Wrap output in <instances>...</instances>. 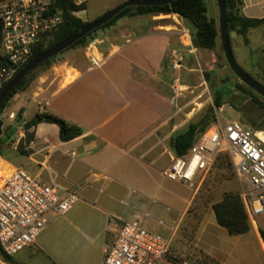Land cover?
<instances>
[{"label": "crops", "instance_id": "0c3cea01", "mask_svg": "<svg viewBox=\"0 0 264 264\" xmlns=\"http://www.w3.org/2000/svg\"><path fill=\"white\" fill-rule=\"evenodd\" d=\"M73 1L86 6L76 15L87 22L128 0L102 2L93 16L90 0ZM216 1L206 3L209 15L219 19ZM242 1L245 17L264 20V0ZM95 34L92 53L103 61L101 67H92L89 45L65 51L58 56L61 60L18 93L7 108L10 123L2 131L18 124L19 138L8 160L0 156V165L24 168L47 184L65 188L91 181L80 190L81 200L68 214L51 216L37 243L12 257L18 264H103L105 250L115 239L110 227V215L115 213L132 219L138 211H150L147 229L172 237L174 244L182 239L180 231L198 194L199 188L185 211L175 213L166 207L167 202H174L173 197L147 181L145 173L155 169L163 157H169L165 170L169 167L167 151L174 152L171 141L189 125L188 119L180 118L187 105L180 106L184 99H179L188 87L181 78L183 92L176 95L175 80L183 74L193 77L204 68L214 70L216 52L195 48L191 27L177 14L126 17ZM246 37L248 45L243 36L230 34L237 62L251 73L264 75V24L250 29ZM173 60L181 61L180 73L173 70ZM30 110L34 117L41 112L62 117L80 126L83 135L63 142L57 125L40 124L33 129L34 140L24 143L28 154L23 155L18 145L25 139L23 123L31 120L27 117ZM20 114L22 122L18 123ZM73 152H77L76 159L71 157ZM90 171L108 175L110 180L92 181ZM155 196L158 201L151 198ZM213 212L211 208L212 216ZM0 264L10 263L0 257ZM159 264L173 263L162 260Z\"/></svg>", "mask_w": 264, "mask_h": 264}, {"label": "built area", "instance_id": "2783aa9c", "mask_svg": "<svg viewBox=\"0 0 264 264\" xmlns=\"http://www.w3.org/2000/svg\"><path fill=\"white\" fill-rule=\"evenodd\" d=\"M61 22V12L53 7L52 0H0V89L29 61L44 36L56 30ZM95 46L96 41H91L90 62L97 68L103 61L92 53ZM182 67L181 61L173 60V70L180 73ZM174 91L178 96L183 92L181 75L175 80ZM167 152L171 163L164 175L189 186H193L199 174L212 169L219 155L228 154L238 179L249 185L240 194L250 222L256 223L264 215V129L232 120L198 134L184 156ZM71 157L76 159L77 152ZM89 177L92 181L110 180L108 175L94 171H90ZM90 184V180H84L65 188L47 184L24 168L0 165V245L4 254L15 257L36 244L50 217L68 214L81 200L80 190ZM130 191L137 193L134 189ZM100 193H104V188ZM122 204L130 206L126 201ZM151 217L150 211H138L132 219L111 214L110 227L115 239L105 250L103 264H159L162 260L191 264L174 252L172 237L147 229L146 222ZM159 224L165 225L164 220Z\"/></svg>", "mask_w": 264, "mask_h": 264}, {"label": "rangeland", "instance_id": "374dc122", "mask_svg": "<svg viewBox=\"0 0 264 264\" xmlns=\"http://www.w3.org/2000/svg\"><path fill=\"white\" fill-rule=\"evenodd\" d=\"M109 1L90 0V15L96 14L102 2ZM94 38L95 36H92L89 42ZM59 59L58 57L55 58L52 65L56 64ZM241 66L252 74L259 83L264 84L262 73L257 75L251 73L245 64ZM46 70V67H40L36 70L35 75H40ZM206 73H210V81H207ZM181 78L183 85L188 87L184 95L179 98L180 100L184 99L180 106L187 105L184 113H180L182 121L188 119V124L198 122L213 108L214 117L208 128L218 126L220 123L225 125L228 121L237 120L246 126L264 129V111L254 102V98L261 99L262 97L247 87L245 88L246 94H241L238 91L236 87L241 85L242 82L231 72L226 60L219 61L218 59L214 70L204 68L202 72H196L193 77L183 74ZM218 91L224 94L223 107L221 108L214 105L215 95ZM194 98L199 99L190 102ZM27 117L29 119L34 117L32 110L28 111ZM2 121L4 122L3 126L10 123L7 109L2 115ZM18 126L20 125L16 124V127ZM55 127L59 131L58 127ZM18 138L19 132L14 134L9 141V145L4 146L5 160L10 158ZM168 163L169 157H163L155 169H148L145 173L147 181L150 180L149 182L155 185L157 189L166 191L168 195L173 197L174 202H167L166 207H170L175 213L184 212L194 190L199 188L187 214L188 218H185V224L180 231L179 236H182V239L174 241L173 244L175 249L173 250L178 257L189 261L191 264H264V215L257 219L256 226L252 225V230L248 234L230 236L225 228L219 226L214 212L213 216L211 214V203L219 202L225 193L230 191L241 193L243 188L249 189L246 180H239L236 174L231 178L221 179L220 170L214 168V164L208 173L199 174L193 186H189L178 181H172L164 175L163 170H165ZM233 172L235 173L234 164ZM214 179L216 181L220 180V182H214ZM202 189L203 192L195 204V200ZM151 198L159 200L158 196ZM209 198H212L211 203L207 201Z\"/></svg>", "mask_w": 264, "mask_h": 264}, {"label": "trees", "instance_id": "16d2710c", "mask_svg": "<svg viewBox=\"0 0 264 264\" xmlns=\"http://www.w3.org/2000/svg\"><path fill=\"white\" fill-rule=\"evenodd\" d=\"M217 3V1H216ZM53 7L59 10L62 15V22L56 30L48 33L44 36L42 41L35 47L33 54L29 61L20 67L16 74H18L32 59L47 51L48 49L56 46L57 44L63 42L73 34L77 33L83 27H85L90 21H83L80 17L76 15L86 8L84 4L78 5L73 0H52ZM242 0H226L227 8V21H228V31L229 36L232 32L243 36L245 38V43L248 45L247 33L250 29L256 28L264 24V20L250 19L242 14ZM168 15L177 14L183 20H185L192 30L193 45L195 48L199 49H209L216 52L219 61L225 60L223 54V48L220 39V28L219 19L213 18L209 15V9L206 0H176L170 4L155 7H129L120 12L115 18L109 21L107 24L103 25L99 29L90 33L85 38L81 39L69 49L71 50L81 47H87L89 45V39L99 30L109 28L115 25L119 20L126 17H135L142 15ZM231 44V40H230ZM64 51V52H65ZM62 52V53H64ZM61 53V54H62ZM60 55V54H59ZM56 57L46 61L45 63L38 66L36 69L31 71L22 82L11 92L9 97L0 106V121H2V115L8 108L10 101L20 92H24L29 88L31 83L39 76L35 75V72L40 67H46L49 69L52 66V62ZM246 71V70H245ZM247 72V71H246ZM264 72V70H263ZM248 73V72H247ZM15 74V75H16ZM251 77L252 74L248 73ZM207 81H210V73H206ZM254 78V77H253ZM255 79V78H254ZM256 80V79H255ZM8 84V83H7ZM6 84V85H7ZM262 84V83H261ZM5 85V86H6ZM264 86V84H262ZM3 86L0 92L4 89ZM247 86L241 83L237 85V89L241 94H246ZM248 88V87H247ZM249 89V88H248ZM250 90V89H249ZM224 94L218 91L215 95L214 105L217 108L223 106ZM254 102L264 111V98L255 99ZM214 117V109H210L209 113L201 118L198 122L190 123L185 132L176 135L171 141V147L178 156L186 155L191 147L193 146L198 134L204 132L210 125L212 118ZM18 123L22 122V114L18 116ZM40 124H54L59 127L60 139L63 142H69L83 135V129L75 124L69 123L62 117H59L53 113L41 112L37 113L33 119L23 123V128L25 130V139L22 140L18 145V151L25 155L28 151L25 150L24 143L28 144L34 140V131ZM257 126V125H256ZM12 128L0 133V156L4 157V146L9 145L3 138ZM220 170L219 174L221 179L231 178L235 173L233 172V163L229 155L224 153L218 156L215 167ZM223 172V173H222ZM220 182V180H218ZM214 179V182H218ZM203 189L200 191V195L195 200L200 198ZM208 203L212 202V198L207 200ZM211 208L213 209L217 223L219 226L225 228L230 236L245 235L251 232L252 223L249 220V216L241 197L239 191H230L223 195L222 200L216 203H211ZM0 257L10 264L16 263L12 257L7 256L2 251L0 245Z\"/></svg>", "mask_w": 264, "mask_h": 264}, {"label": "water", "instance_id": "95a60500", "mask_svg": "<svg viewBox=\"0 0 264 264\" xmlns=\"http://www.w3.org/2000/svg\"><path fill=\"white\" fill-rule=\"evenodd\" d=\"M176 0H128L121 5L107 11L101 17L88 23L85 27L73 34L63 42L56 46L48 49L42 54L32 59L13 79L4 87L0 92V106L9 97L11 92L22 82V80L34 69L46 61L56 57L65 50L69 49L72 45L80 41L81 39L88 36L90 33L99 29L103 25L107 24L113 18H115L120 12L129 7H155L170 4ZM218 11H219V28H220V39L223 48V54L225 60L234 76L241 81L244 85L250 88L252 91L264 98V86L251 77L237 62V59L232 51L230 44V36L228 31L227 21V8L226 0H217ZM3 121H0V133H2ZM18 132L17 127L12 128L11 131L4 136L3 140L8 143L15 133Z\"/></svg>", "mask_w": 264, "mask_h": 264}]
</instances>
